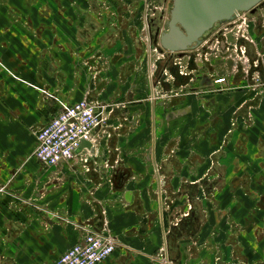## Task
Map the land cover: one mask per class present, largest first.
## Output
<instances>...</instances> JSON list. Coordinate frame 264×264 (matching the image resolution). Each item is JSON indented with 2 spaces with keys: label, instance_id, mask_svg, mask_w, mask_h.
Listing matches in <instances>:
<instances>
[{
  "label": "crops",
  "instance_id": "1",
  "mask_svg": "<svg viewBox=\"0 0 264 264\" xmlns=\"http://www.w3.org/2000/svg\"><path fill=\"white\" fill-rule=\"evenodd\" d=\"M148 3L0 0V264H51L105 226L102 264H264V97L208 36L188 86L161 81ZM248 20L262 76L264 7ZM83 99L105 122L42 164L37 132Z\"/></svg>",
  "mask_w": 264,
  "mask_h": 264
},
{
  "label": "built area",
  "instance_id": "2",
  "mask_svg": "<svg viewBox=\"0 0 264 264\" xmlns=\"http://www.w3.org/2000/svg\"><path fill=\"white\" fill-rule=\"evenodd\" d=\"M247 15L242 13L234 21L226 23L224 27L222 25L212 39L216 44V52H219L220 43L225 45V51L233 62V71L241 69L251 82L250 87L264 97V75L261 76L257 70L259 63L247 57L245 44H253ZM146 38L149 41L148 36ZM202 44H205V39ZM154 51L158 53L156 49ZM161 59H164V55L158 53L155 63ZM176 64L180 67V75L189 78L188 86L192 75L185 73L180 61ZM152 67L155 68V65ZM167 79L171 80L168 75ZM213 84L216 86L214 92L228 89L225 76L216 78ZM100 108L103 109L101 105L83 99L50 119L36 134L35 158L46 166H56L62 161L73 159L83 145L92 141L94 129L105 122L102 113L98 115ZM102 231L105 234L86 230L82 243L68 249L51 264H102L115 251V240L109 235L107 226Z\"/></svg>",
  "mask_w": 264,
  "mask_h": 264
},
{
  "label": "water",
  "instance_id": "3",
  "mask_svg": "<svg viewBox=\"0 0 264 264\" xmlns=\"http://www.w3.org/2000/svg\"><path fill=\"white\" fill-rule=\"evenodd\" d=\"M263 7L264 0H172L169 19L161 32L160 28L152 32L147 24L150 42L164 55L155 65L161 81L168 75L174 83H188L189 78L180 75L175 61L185 59L189 52L196 50L216 25L232 22L242 13L253 14ZM101 113L100 108L98 115Z\"/></svg>",
  "mask_w": 264,
  "mask_h": 264
},
{
  "label": "rangeland",
  "instance_id": "4",
  "mask_svg": "<svg viewBox=\"0 0 264 264\" xmlns=\"http://www.w3.org/2000/svg\"><path fill=\"white\" fill-rule=\"evenodd\" d=\"M163 1L168 2V4H166V5L163 6L162 5V2ZM171 6H172V0H155V1L154 0H149L148 8H147L148 9V13L147 14H148V16L150 18H152L153 12L156 14L157 17H159L160 9H162L164 7L165 10H166V12L163 14V18L161 19V24L159 26L160 27V32L163 29L164 23L166 21H168V19H169V11L171 9ZM247 14H248V16L250 15V13H247ZM141 19L143 21V17L142 18L138 17V18H136V21L135 22H137V24H139V23H141ZM235 22H238V21H235ZM225 24L226 23L221 24V25H216L211 32H209L208 34H206V36L212 37V36L216 35V32L221 29L222 25L224 27ZM140 29L141 30H139L140 31L139 33L141 34V39L144 40L147 35H146V31L144 30L143 23H142V28H140ZM149 39H150V37H149Z\"/></svg>",
  "mask_w": 264,
  "mask_h": 264
},
{
  "label": "flooded vegetation",
  "instance_id": "5",
  "mask_svg": "<svg viewBox=\"0 0 264 264\" xmlns=\"http://www.w3.org/2000/svg\"><path fill=\"white\" fill-rule=\"evenodd\" d=\"M141 3H142V0H141ZM166 4H168V2H166V1H163V2H162V5H163V6L166 5ZM136 7H138V5H137ZM147 7H148V4H147ZM165 12H166V10H165V8L163 7L162 9H160L159 17H157L156 14L153 12V17H152V18H148V19H146V20H147V24H149V26H150L152 32H155V30H156L157 28H160L159 26H160V24H161V19L163 18V14H164ZM141 18H142V17H141ZM139 24H140V26H138V27H139V30H141L140 28H142V19H141V23H139ZM147 31H148V28H147ZM138 32H140V31H138ZM147 34H148V38H149L150 35H149L148 32H147ZM140 35H141V34H140ZM139 39L141 40V37H139ZM202 185H203V186H204V185H208V180L204 179V180L202 181Z\"/></svg>",
  "mask_w": 264,
  "mask_h": 264
}]
</instances>
